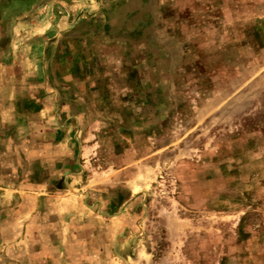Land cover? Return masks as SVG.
Returning a JSON list of instances; mask_svg holds the SVG:
<instances>
[{
  "label": "rangeland",
  "instance_id": "rangeland-1",
  "mask_svg": "<svg viewBox=\"0 0 264 264\" xmlns=\"http://www.w3.org/2000/svg\"><path fill=\"white\" fill-rule=\"evenodd\" d=\"M66 4L59 69L118 182L91 200L135 187L117 264H264V0Z\"/></svg>",
  "mask_w": 264,
  "mask_h": 264
},
{
  "label": "crops",
  "instance_id": "crops-1",
  "mask_svg": "<svg viewBox=\"0 0 264 264\" xmlns=\"http://www.w3.org/2000/svg\"><path fill=\"white\" fill-rule=\"evenodd\" d=\"M68 1L0 0V264L120 258L123 209L135 187L126 181L117 205L91 200L95 187L118 182L96 172L86 109L76 104L83 93L71 84L81 77L59 69Z\"/></svg>",
  "mask_w": 264,
  "mask_h": 264
}]
</instances>
